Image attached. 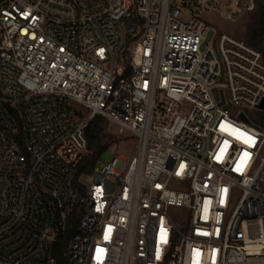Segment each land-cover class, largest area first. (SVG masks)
<instances>
[{
  "label": "built area",
  "instance_id": "built-area-1",
  "mask_svg": "<svg viewBox=\"0 0 264 264\" xmlns=\"http://www.w3.org/2000/svg\"><path fill=\"white\" fill-rule=\"evenodd\" d=\"M207 1L0 0V264H264V131L238 109L264 57ZM95 116L117 151L87 186Z\"/></svg>",
  "mask_w": 264,
  "mask_h": 264
},
{
  "label": "rangeland",
  "instance_id": "rangeland-1",
  "mask_svg": "<svg viewBox=\"0 0 264 264\" xmlns=\"http://www.w3.org/2000/svg\"><path fill=\"white\" fill-rule=\"evenodd\" d=\"M255 3L254 10H238L236 14L232 13L234 0H208L207 6L200 7L196 4H189V8L198 13L199 16L207 22L209 30L215 33V36L221 33L236 36L243 39L247 43L251 44L254 39L255 33L264 20V12L262 11L261 0H253ZM264 1V0H263ZM215 46V40L212 43ZM252 45V44H251ZM128 47L130 45H127ZM70 109L77 117L82 119L89 116L90 110L83 105L74 101L70 102ZM241 110L247 119L253 124L257 125L264 131V109L254 108H238ZM237 109V110H238ZM105 133L103 143L107 146V151L101 156V160H107L112 158L117 151L115 127L108 120H105ZM126 143L120 149V154L126 155L128 149L132 144L136 142L134 136L125 138ZM88 153V151H87ZM81 182H84L87 186L92 182L90 175L83 174L79 177Z\"/></svg>",
  "mask_w": 264,
  "mask_h": 264
},
{
  "label": "trees",
  "instance_id": "trees-1",
  "mask_svg": "<svg viewBox=\"0 0 264 264\" xmlns=\"http://www.w3.org/2000/svg\"><path fill=\"white\" fill-rule=\"evenodd\" d=\"M261 2L262 11L264 12V1L261 0ZM251 44L259 50L264 57V20L261 22L258 31L255 33ZM105 120L106 119L103 117L95 116L89 121L88 126L86 127L85 136L88 142V153L77 167V173L75 176L76 181L83 174L91 175L99 160H101V156L107 151V146L103 143ZM70 235V231L66 232L65 235H59L54 246V256L58 258L61 263L64 262L62 251L66 250Z\"/></svg>",
  "mask_w": 264,
  "mask_h": 264
},
{
  "label": "water",
  "instance_id": "water-1",
  "mask_svg": "<svg viewBox=\"0 0 264 264\" xmlns=\"http://www.w3.org/2000/svg\"><path fill=\"white\" fill-rule=\"evenodd\" d=\"M211 37V33H208L207 35V40ZM259 109H264V100L262 103L259 105ZM243 119L245 118L244 116H241Z\"/></svg>",
  "mask_w": 264,
  "mask_h": 264
},
{
  "label": "snow or ice",
  "instance_id": "snow-or-ice-1",
  "mask_svg": "<svg viewBox=\"0 0 264 264\" xmlns=\"http://www.w3.org/2000/svg\"><path fill=\"white\" fill-rule=\"evenodd\" d=\"M97 251H98V252H102L103 250H102V249H98Z\"/></svg>",
  "mask_w": 264,
  "mask_h": 264
}]
</instances>
